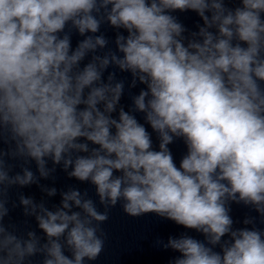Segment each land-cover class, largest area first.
Returning a JSON list of instances; mask_svg holds the SVG:
<instances>
[{
    "label": "clouds",
    "instance_id": "1",
    "mask_svg": "<svg viewBox=\"0 0 264 264\" xmlns=\"http://www.w3.org/2000/svg\"><path fill=\"white\" fill-rule=\"evenodd\" d=\"M117 205L202 235L168 264H264V0H0V264L98 260Z\"/></svg>",
    "mask_w": 264,
    "mask_h": 264
}]
</instances>
